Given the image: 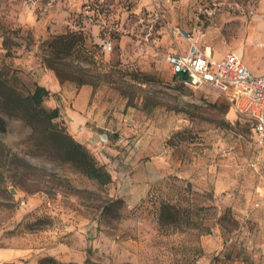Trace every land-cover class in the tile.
<instances>
[{
	"label": "rangeland",
	"instance_id": "rangeland-1",
	"mask_svg": "<svg viewBox=\"0 0 264 264\" xmlns=\"http://www.w3.org/2000/svg\"><path fill=\"white\" fill-rule=\"evenodd\" d=\"M260 20L257 0H0V76L23 96L45 69L91 89L82 107L48 89L51 123L24 107L0 111V249L13 253L3 264H264L254 246L264 244V144L166 60L186 46L181 29L262 75ZM60 35L73 40L67 50L51 43ZM74 112L84 119L73 123ZM68 136L109 182L85 174ZM163 201L178 208L176 223L158 220ZM256 208L261 220L250 218Z\"/></svg>",
	"mask_w": 264,
	"mask_h": 264
},
{
	"label": "built area",
	"instance_id": "built-area-1",
	"mask_svg": "<svg viewBox=\"0 0 264 264\" xmlns=\"http://www.w3.org/2000/svg\"><path fill=\"white\" fill-rule=\"evenodd\" d=\"M176 33L186 46L168 52L166 60L171 72L182 82L195 88L206 87L228 102L264 144V74L253 75L234 52L215 56L188 32L176 29Z\"/></svg>",
	"mask_w": 264,
	"mask_h": 264
},
{
	"label": "trees",
	"instance_id": "trees-1",
	"mask_svg": "<svg viewBox=\"0 0 264 264\" xmlns=\"http://www.w3.org/2000/svg\"><path fill=\"white\" fill-rule=\"evenodd\" d=\"M64 35L55 36L51 43L55 44L56 47H60L61 50H67L72 44L71 38L65 39ZM57 76L61 80L62 77L57 71ZM49 96V90L44 86L35 85L34 90L26 96L21 95L12 87L2 76H0V111L5 110L8 106L12 109L24 107L39 120L46 123H51L53 118L59 116V108L54 107L47 111L41 104L45 98ZM10 114L14 115L15 112L9 111ZM4 129V120L0 116V130ZM66 149L71 155V158L81 167L85 174L90 177L97 179L100 183H107L110 181L111 176L103 166H98L88 151L79 143L73 140L70 136L67 138ZM8 154L5 145L0 140V196L8 195L6 182L7 176L5 174V164L7 163ZM179 217L178 208L169 202H161L159 206V217L158 220L163 225H171L177 222ZM41 263L43 264H54L55 260L51 258H43ZM63 264V263H62Z\"/></svg>",
	"mask_w": 264,
	"mask_h": 264
},
{
	"label": "crops",
	"instance_id": "crops-1",
	"mask_svg": "<svg viewBox=\"0 0 264 264\" xmlns=\"http://www.w3.org/2000/svg\"><path fill=\"white\" fill-rule=\"evenodd\" d=\"M263 8H264V0H257V10L259 12L264 13ZM257 21H259V19H257ZM257 24H258V22H257ZM260 24H261V27L264 28V20H260V23L258 25H260ZM208 48H210V47L208 46ZM212 53L215 56H222L223 54H225V53H214L213 51H212ZM40 74H41V78L38 81V85L44 86L46 89L51 90V92H57L62 100L65 98L70 99V98L75 97V103H76L77 107H82L85 99L90 94L91 89L87 86H82L80 89H76L73 85L60 83L59 80L57 79L56 75L54 74V72L50 69H45ZM72 118L74 119L73 123H78L79 121L84 119V117L81 116L78 112H74L72 114ZM180 175L187 176L190 178L192 176V173L181 172ZM259 212H260V210L257 208L255 210H252L250 213V218L252 220H259V219L261 220V218L258 216ZM254 246L261 248L262 252L264 253V244L263 243H259L256 241ZM10 255L12 256L13 253L10 254V252L8 250H3V249L1 250L0 249V264H3L4 259L11 257Z\"/></svg>",
	"mask_w": 264,
	"mask_h": 264
},
{
	"label": "water",
	"instance_id": "water-1",
	"mask_svg": "<svg viewBox=\"0 0 264 264\" xmlns=\"http://www.w3.org/2000/svg\"><path fill=\"white\" fill-rule=\"evenodd\" d=\"M11 192H12V193H14V192H15V190H14V189H12V190H11Z\"/></svg>",
	"mask_w": 264,
	"mask_h": 264
},
{
	"label": "bare ground",
	"instance_id": "bare-ground-1",
	"mask_svg": "<svg viewBox=\"0 0 264 264\" xmlns=\"http://www.w3.org/2000/svg\"><path fill=\"white\" fill-rule=\"evenodd\" d=\"M208 47V46H207Z\"/></svg>",
	"mask_w": 264,
	"mask_h": 264
}]
</instances>
